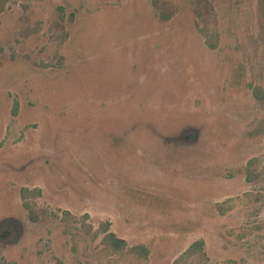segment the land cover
<instances>
[{
    "label": "rangeland",
    "instance_id": "374dc122",
    "mask_svg": "<svg viewBox=\"0 0 264 264\" xmlns=\"http://www.w3.org/2000/svg\"><path fill=\"white\" fill-rule=\"evenodd\" d=\"M0 264H264V0H0Z\"/></svg>",
    "mask_w": 264,
    "mask_h": 264
},
{
    "label": "trees",
    "instance_id": "16d2710c",
    "mask_svg": "<svg viewBox=\"0 0 264 264\" xmlns=\"http://www.w3.org/2000/svg\"><path fill=\"white\" fill-rule=\"evenodd\" d=\"M25 206L28 208V210L30 212V218L33 221H37V217L35 216L34 211L31 208H29V206L27 204H25ZM106 239H107V242L112 247V249L115 251H122V250L128 249L129 251L136 253L145 259H147L149 257L150 251H149L148 247L144 244L133 246V247L129 248L127 245V242L123 239L118 238L114 233H108L106 236ZM203 245H204L203 240L197 241L190 246L187 253L192 252L197 247L202 248Z\"/></svg>",
    "mask_w": 264,
    "mask_h": 264
}]
</instances>
